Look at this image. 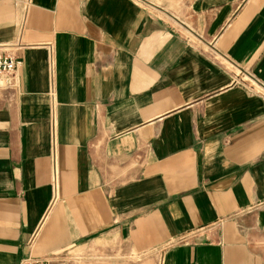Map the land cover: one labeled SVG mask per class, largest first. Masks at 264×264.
I'll list each match as a JSON object with an SVG mask.
<instances>
[{
    "label": "crops",
    "instance_id": "1",
    "mask_svg": "<svg viewBox=\"0 0 264 264\" xmlns=\"http://www.w3.org/2000/svg\"><path fill=\"white\" fill-rule=\"evenodd\" d=\"M0 53V264H264V0H0Z\"/></svg>",
    "mask_w": 264,
    "mask_h": 264
},
{
    "label": "built area",
    "instance_id": "2",
    "mask_svg": "<svg viewBox=\"0 0 264 264\" xmlns=\"http://www.w3.org/2000/svg\"><path fill=\"white\" fill-rule=\"evenodd\" d=\"M20 60L11 54L0 53V86L5 89L17 87L16 70Z\"/></svg>",
    "mask_w": 264,
    "mask_h": 264
},
{
    "label": "rangeland",
    "instance_id": "3",
    "mask_svg": "<svg viewBox=\"0 0 264 264\" xmlns=\"http://www.w3.org/2000/svg\"><path fill=\"white\" fill-rule=\"evenodd\" d=\"M151 254H154L156 256V259H155V264H163V256H162V250L161 248L159 250H156V252H151V251H147V252H138L137 255H136V263L139 264L141 263L142 261H144V259L148 256H150ZM78 258V257H77ZM93 260H102L103 258L101 257H95L92 258ZM121 259L122 261L123 260H131L129 257L127 256H123V253H121ZM84 261H82L81 263H83Z\"/></svg>",
    "mask_w": 264,
    "mask_h": 264
}]
</instances>
